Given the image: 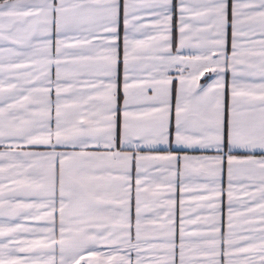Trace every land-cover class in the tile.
Segmentation results:
<instances>
[{
    "label": "snow or ice",
    "instance_id": "obj_1",
    "mask_svg": "<svg viewBox=\"0 0 264 264\" xmlns=\"http://www.w3.org/2000/svg\"><path fill=\"white\" fill-rule=\"evenodd\" d=\"M0 264H264V0H2Z\"/></svg>",
    "mask_w": 264,
    "mask_h": 264
},
{
    "label": "crops",
    "instance_id": "obj_2",
    "mask_svg": "<svg viewBox=\"0 0 264 264\" xmlns=\"http://www.w3.org/2000/svg\"><path fill=\"white\" fill-rule=\"evenodd\" d=\"M2 2V1H0ZM230 31L229 30V54H230V40H231V37H230ZM121 33L123 34V28H122V24H121ZM122 41H121V54H122ZM229 80H230V73H229ZM120 102L122 104L123 102V93H122V90L120 92ZM174 119V117H173ZM159 147V151L161 154H166L167 151L169 150L166 146H158ZM171 150H175V147L173 146V148ZM183 154V153H181ZM189 155H202V154H205V155H211L213 153H201L199 151H195V152H189L188 153ZM237 154H241V153H237ZM257 154L259 155V151L257 152ZM202 182V181H201ZM223 183H224V188H225V194L224 196L222 197V201H223V205H224V211H225V220H226V205H227V196H226V190H227V173H226V170H225V173H224V180H223ZM194 194H201V195H206V193H203V192H200V193H194ZM167 198V197H166ZM174 199L177 200V217L179 215V200L182 198L181 197V193H180V184H179V180L177 179L176 181V191H175V194H174ZM134 215H135V202L133 201V219H134Z\"/></svg>",
    "mask_w": 264,
    "mask_h": 264
},
{
    "label": "trees",
    "instance_id": "obj_3",
    "mask_svg": "<svg viewBox=\"0 0 264 264\" xmlns=\"http://www.w3.org/2000/svg\"><path fill=\"white\" fill-rule=\"evenodd\" d=\"M0 1H2V0H0Z\"/></svg>",
    "mask_w": 264,
    "mask_h": 264
}]
</instances>
